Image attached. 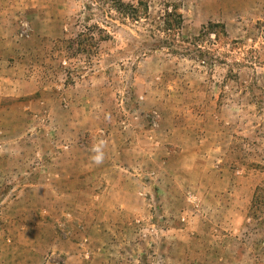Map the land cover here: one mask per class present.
Masks as SVG:
<instances>
[{
    "label": "rangeland",
    "instance_id": "rangeland-1",
    "mask_svg": "<svg viewBox=\"0 0 264 264\" xmlns=\"http://www.w3.org/2000/svg\"><path fill=\"white\" fill-rule=\"evenodd\" d=\"M113 1L0 0V264H264V0Z\"/></svg>",
    "mask_w": 264,
    "mask_h": 264
},
{
    "label": "trees",
    "instance_id": "trees-1",
    "mask_svg": "<svg viewBox=\"0 0 264 264\" xmlns=\"http://www.w3.org/2000/svg\"><path fill=\"white\" fill-rule=\"evenodd\" d=\"M114 2V9L122 14L125 17L137 20L140 15L146 14L145 11L141 9V3L137 1V4L134 5L132 3H124L121 0H115ZM171 15H174L177 19L181 18L178 13L167 12L166 18L163 20V23L166 25L167 29L171 30L175 26L173 22L169 21ZM96 29L99 31L97 33V37L90 35L91 30ZM86 31H90V33H85L84 30L78 32L74 37H70L67 39H59V43L65 47V49L71 53V51L77 52H91L93 48V53H96L98 50V41L107 38V34L105 31L97 28V27H85ZM88 35V36H87ZM86 45L90 50L86 48Z\"/></svg>",
    "mask_w": 264,
    "mask_h": 264
},
{
    "label": "clouds",
    "instance_id": "clouds-1",
    "mask_svg": "<svg viewBox=\"0 0 264 264\" xmlns=\"http://www.w3.org/2000/svg\"><path fill=\"white\" fill-rule=\"evenodd\" d=\"M104 146H105V141L100 140L91 148L92 153H94L91 156V160L96 165H101L104 162L105 159V153L103 151Z\"/></svg>",
    "mask_w": 264,
    "mask_h": 264
}]
</instances>
